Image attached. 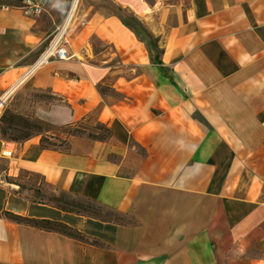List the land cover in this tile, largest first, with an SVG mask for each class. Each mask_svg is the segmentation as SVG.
Masks as SVG:
<instances>
[{"label":"crops","instance_id":"crops-1","mask_svg":"<svg viewBox=\"0 0 264 264\" xmlns=\"http://www.w3.org/2000/svg\"><path fill=\"white\" fill-rule=\"evenodd\" d=\"M99 1L66 29L72 58L29 80L62 101L42 119H92L111 135L73 136L65 151L0 137V264H264V0H109L158 51ZM58 8L51 0L29 17L0 7V100L63 26ZM23 172L129 221L33 202L7 180ZM6 211L62 222L101 245L16 223Z\"/></svg>","mask_w":264,"mask_h":264},{"label":"rangeland","instance_id":"rangeland-1","mask_svg":"<svg viewBox=\"0 0 264 264\" xmlns=\"http://www.w3.org/2000/svg\"><path fill=\"white\" fill-rule=\"evenodd\" d=\"M74 0H58L59 8L56 10L58 12V17L61 22V26L65 25L66 20L68 18V15L71 10V5ZM100 5L99 0H80L79 5L77 8V11L75 13V16L73 18V21L69 24L72 25L73 22L81 23L83 20H80V17L82 13L84 12L85 8L89 6H94V8L98 7ZM106 5L113 10L119 17L124 19L125 22L131 24L134 27H137L141 38L145 40L146 43H150L152 38L150 37L147 30L143 29L142 26H139L132 18L130 14L127 12L118 9L113 2L106 0ZM0 7H18L21 8L20 0H0ZM94 8H92L91 12L94 11ZM85 18V17H84ZM83 18V19H84ZM74 24V23H73ZM68 25V26H69ZM69 26V27H70ZM57 32H54L52 35H50L44 45V48L42 50V53L44 50L48 47L51 40L57 35ZM154 39V38H153ZM156 51L157 48H156ZM53 61H60V60H52ZM49 62V63H50ZM93 62L98 63V60L93 59ZM30 78H28L10 97L6 99V104L3 112L8 111V113H11L15 116H23L27 118H38L41 119L47 123H50L55 128H51V132L47 133V137L49 138V142L47 144L56 146L59 150H69L70 149V139L73 136H67L66 132L63 131V128L67 125H56L52 122H49L47 120H44L41 118L40 115H43V110L47 109V107H50L51 104L55 102L62 103V101H59L60 99L53 96L48 91H40L32 87L30 83ZM99 91L103 95L112 96L113 98H121V96L114 91L110 90L109 88H106L105 86H99ZM2 112V113H3ZM2 115V114H1ZM47 128V127H46ZM73 131L80 134L79 136L74 137H85L89 139L85 134H93L99 137H104L107 135L104 128L101 126L100 123H96L92 119H88L86 121H79L76 123V126L74 127ZM15 133L12 131H9V134H2L0 131V135H2L4 138L11 140L13 135ZM45 135V134H44ZM67 137V138H66ZM39 138L41 140L42 135L35 136L31 139ZM29 139V140H31ZM92 140V139H90ZM12 142H16L11 140ZM24 141H18L17 143H21ZM9 182H15L18 185V191L21 192L26 197H29L34 200H47L51 196L58 195V193L55 191V189L46 183L44 178L37 174H29L27 172H23L20 177L16 179L8 178ZM40 192V194H38ZM82 200V198H79ZM85 201V200H82ZM109 210H103L102 214L106 215ZM109 214V213H108ZM118 220H122V222H127L129 219L121 214L115 213Z\"/></svg>","mask_w":264,"mask_h":264},{"label":"trees","instance_id":"trees-1","mask_svg":"<svg viewBox=\"0 0 264 264\" xmlns=\"http://www.w3.org/2000/svg\"><path fill=\"white\" fill-rule=\"evenodd\" d=\"M133 20L138 24V22L135 19ZM127 26L133 28L131 24H127ZM150 37L152 38V40L150 43H147V44L151 46L153 50H156L157 43L153 39L152 35H150ZM153 61H155V63L162 64L158 54L156 56H153ZM75 126H76V123L67 124L63 128V131L66 132L67 136H79L80 134L73 131ZM101 126L104 128V130L107 133V135L104 137H99V136L89 134V133L88 134L83 133L82 135H86L89 139H92V140H100V141L107 140L111 135V131L105 125L101 124ZM51 128H55V127L51 125L50 123H47L41 119L27 118L23 116L18 117L11 113H8V111L3 112L0 117L1 133L4 135L9 134V131H12L15 133L11 140L16 141V142L27 141L35 136L42 135V138L40 140V145L42 149L59 150L58 148H56V146L47 144L49 142L48 141L49 138L47 137L46 134L51 132ZM0 137L5 141L12 142L11 140L4 138L2 135H0ZM53 188L58 193V195L51 196L47 200H41V201L34 200L31 198L29 199H31V201L33 202L51 205L65 212H71V213H75L79 215L89 216V217H93V218L100 219L103 221H109V222L114 221V222H119V223L122 222V220H118L113 210H110L109 208L104 207L103 205L99 204L95 200L82 199V200H85V201H82L79 199V197L67 191L59 190V189H56L55 187ZM38 194H40V192H38ZM106 209L109 210L110 212H108L109 214L107 213L106 215H103L102 211ZM5 216L8 219L16 223H19V224H25V225L39 228L45 231L58 232L67 237L76 239L84 243H89L92 245H101L100 242L96 240H91L89 237L84 235L82 232L62 222L53 221L49 219L30 218V217L22 216L19 214L8 212V211L5 212Z\"/></svg>","mask_w":264,"mask_h":264},{"label":"built area","instance_id":"built-area-1","mask_svg":"<svg viewBox=\"0 0 264 264\" xmlns=\"http://www.w3.org/2000/svg\"><path fill=\"white\" fill-rule=\"evenodd\" d=\"M21 9L24 11L26 15L29 17H38L45 13L49 6L51 5V0H20ZM64 26H62L58 32L57 35L51 40L48 47L44 50V52L41 54V56L36 61L35 65L40 62V60L47 55V62H50L54 59L56 60H69L72 58L71 55H69L66 46H65V32L66 30L61 34L60 37H58L60 31L62 30ZM45 64V63H44ZM6 100H0V117L1 114L5 108L4 102ZM13 153L12 146L6 145L3 155L4 156H11Z\"/></svg>","mask_w":264,"mask_h":264},{"label":"bare ground","instance_id":"bare-ground-1","mask_svg":"<svg viewBox=\"0 0 264 264\" xmlns=\"http://www.w3.org/2000/svg\"><path fill=\"white\" fill-rule=\"evenodd\" d=\"M79 1L80 0H74L70 13L68 15V18L66 20V23L64 25V27L62 28V30L60 31L58 37L61 36V34L67 29L68 25L71 23V20L75 14V12L77 11L78 5H79ZM48 64L49 62H47V55L44 56L40 62H38L36 65L32 66L25 74L24 76L18 81V83L16 85H14L12 87V89H10L9 95H12L14 93V91L17 90V88L22 85L34 72H36L39 68L43 67V65ZM8 97H5L4 99L6 100Z\"/></svg>","mask_w":264,"mask_h":264},{"label":"water","instance_id":"water-1","mask_svg":"<svg viewBox=\"0 0 264 264\" xmlns=\"http://www.w3.org/2000/svg\"><path fill=\"white\" fill-rule=\"evenodd\" d=\"M5 104H6V101L4 102V106H5Z\"/></svg>","mask_w":264,"mask_h":264}]
</instances>
